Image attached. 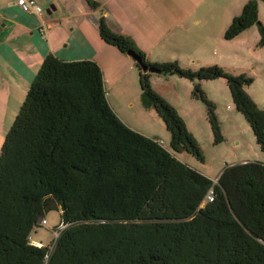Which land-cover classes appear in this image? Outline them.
Returning a JSON list of instances; mask_svg holds the SVG:
<instances>
[{"label":"trees","instance_id":"obj_1","mask_svg":"<svg viewBox=\"0 0 264 264\" xmlns=\"http://www.w3.org/2000/svg\"><path fill=\"white\" fill-rule=\"evenodd\" d=\"M256 3L248 1L232 19L226 40L258 25L264 46ZM97 29L105 44L133 52L154 73L197 82L192 96L207 108L215 144L223 136L199 84L225 80L264 154V111L246 92L251 79L219 66L191 71L150 63L102 16ZM134 65L140 102L161 119L169 150L120 121L96 63L45 56L0 148V264H264V164L227 166L214 183L179 161L182 152L203 161L200 147L151 88L150 72ZM51 211L60 212L62 230L38 247L31 236Z\"/></svg>","mask_w":264,"mask_h":264},{"label":"rangeland","instance_id":"obj_2","mask_svg":"<svg viewBox=\"0 0 264 264\" xmlns=\"http://www.w3.org/2000/svg\"><path fill=\"white\" fill-rule=\"evenodd\" d=\"M247 2L248 0H201L197 7L199 10H206L201 14V25L188 31L190 40L193 43L198 41L199 45L184 42L177 49H156L154 53L158 57L151 60L156 64L176 62L180 68L191 71L202 67L219 66L234 76L244 74L251 79V84L246 88V92L254 98L257 107L264 111V46L259 43L258 25L251 26L234 39L226 40L224 38V33L230 25L224 24V20L226 21L229 14H235L237 11L238 13L234 17L238 16ZM256 2L258 21L264 26V0H256ZM240 3L243 4L239 8ZM43 9L46 11L48 7H43ZM151 39L155 40L153 36ZM179 52L184 56L188 55L187 57H190L191 53L195 55L186 62H182L177 57ZM5 55L9 56L6 48L0 47V63ZM147 75L151 88L176 110L202 152L203 161H198L185 152L177 154L178 160L182 163L214 182L227 166L243 161L264 162V154L256 145L249 125L233 106L225 80L217 79L199 84L207 99L214 104V114L223 136V142L215 144L214 135L207 119V108L200 100L192 96L194 85L197 82L176 75L170 77L156 73ZM134 77L133 84L132 80L126 79L120 88H112L109 94L105 92L107 99L115 101L125 109L126 118L131 117L128 119L131 120L130 123L133 127L148 132V134H151V131H159L163 136H168L167 143L169 144L170 135L161 119L153 109L144 108L140 102L137 69ZM3 84L5 81L0 76V148L23 102L22 100H24L23 97L19 99L17 95L7 97L2 87ZM13 106L15 110L12 109ZM136 106L141 111H151L155 118L152 119L148 114L150 112L141 116L136 112ZM7 107L9 109H6ZM155 119L158 122H154ZM44 219L47 225L42 226L33 236L36 235L35 240H40V243L42 242L46 246L55 240L56 233L59 235L62 227L59 228L60 216L56 211L49 212Z\"/></svg>","mask_w":264,"mask_h":264},{"label":"crops","instance_id":"obj_3","mask_svg":"<svg viewBox=\"0 0 264 264\" xmlns=\"http://www.w3.org/2000/svg\"><path fill=\"white\" fill-rule=\"evenodd\" d=\"M90 1L94 2L96 7L89 6L87 0H36L42 9L48 7L46 11L43 9L41 18H36L16 6L14 0H0V47L6 48L9 54L1 60L0 76L5 81L2 87L7 97L17 95L19 99H24L48 54L65 62L96 63L102 72L107 94L112 88L118 89L124 85L126 79L132 80L133 84L136 70L134 61L101 40L97 29L98 18L102 16L113 32L130 37L136 47L144 53L147 61L155 63L151 59L158 57L154 53L156 49H177L184 42L198 44V41L193 43L190 40L188 31L193 27H200L201 14L206 11L197 7L201 0ZM242 4L240 3L239 8ZM235 14H229L224 24L229 25ZM151 36L155 40H152ZM194 55L191 53V56L187 57L188 55L184 56L179 52L177 57L186 62ZM107 102L125 126L146 137L149 136L169 150L168 136H163L159 131H151V134H148L133 127L128 119L131 117L126 118L125 109L109 98ZM12 109L15 110V107ZM136 109L141 116L150 112L148 114L152 119L155 118L151 111H141L137 106ZM154 122L158 121L155 119ZM58 213L60 216V212ZM35 236H31L32 243L44 245L40 240H35Z\"/></svg>","mask_w":264,"mask_h":264},{"label":"built area","instance_id":"obj_4","mask_svg":"<svg viewBox=\"0 0 264 264\" xmlns=\"http://www.w3.org/2000/svg\"><path fill=\"white\" fill-rule=\"evenodd\" d=\"M15 5L23 8L24 10H26L27 12H30V14L36 18H41L43 15V10L42 7H40L36 0H14ZM213 200V193L212 191H209L206 195V201L207 202H212ZM42 225H46V221H42ZM61 227V225H59V228ZM62 230V229H61ZM56 238L58 236V233H56ZM35 244V243H34ZM36 246L40 247L41 245L39 244H35Z\"/></svg>","mask_w":264,"mask_h":264},{"label":"water","instance_id":"obj_5","mask_svg":"<svg viewBox=\"0 0 264 264\" xmlns=\"http://www.w3.org/2000/svg\"><path fill=\"white\" fill-rule=\"evenodd\" d=\"M127 56H129L138 65H140L143 73H146V72L154 73V70L149 69L147 66L142 65L141 59L138 56H136L133 52H128Z\"/></svg>","mask_w":264,"mask_h":264},{"label":"clouds","instance_id":"obj_6","mask_svg":"<svg viewBox=\"0 0 264 264\" xmlns=\"http://www.w3.org/2000/svg\"><path fill=\"white\" fill-rule=\"evenodd\" d=\"M216 181H214V183H215Z\"/></svg>","mask_w":264,"mask_h":264}]
</instances>
